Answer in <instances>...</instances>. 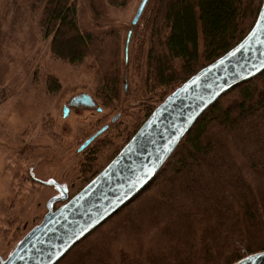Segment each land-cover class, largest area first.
<instances>
[{
    "label": "trees",
    "instance_id": "obj_1",
    "mask_svg": "<svg viewBox=\"0 0 264 264\" xmlns=\"http://www.w3.org/2000/svg\"><path fill=\"white\" fill-rule=\"evenodd\" d=\"M29 2L33 14L40 11L52 55L72 65L93 60L98 98L109 107L121 102L129 59L124 37L107 21L110 8L129 0H86L99 32L81 28L77 0ZM262 3L148 1L132 39L139 42L134 60L142 75L135 92L150 100L110 161L172 92L248 35ZM93 151L86 153L85 185L103 169L94 167ZM261 251L264 71L209 107L146 188L56 264H233Z\"/></svg>",
    "mask_w": 264,
    "mask_h": 264
},
{
    "label": "rangeland",
    "instance_id": "obj_2",
    "mask_svg": "<svg viewBox=\"0 0 264 264\" xmlns=\"http://www.w3.org/2000/svg\"><path fill=\"white\" fill-rule=\"evenodd\" d=\"M141 1L109 10L107 25L124 37L125 58L127 35ZM77 3L81 28L99 32L86 0ZM31 6L29 0H0V264L43 220L52 199L63 193L71 198L85 186L90 179L84 173L86 153L94 149L98 171L109 164L124 134L133 132V122L142 116L141 104L150 100L135 92L142 75L134 60L139 42L133 34L128 90L115 107L105 106L97 95L95 62L72 65L53 56L51 37L39 27L40 11L33 14ZM85 93L95 107L70 103ZM65 107L70 108L67 117ZM105 126L95 145L81 150Z\"/></svg>",
    "mask_w": 264,
    "mask_h": 264
},
{
    "label": "water",
    "instance_id": "obj_3",
    "mask_svg": "<svg viewBox=\"0 0 264 264\" xmlns=\"http://www.w3.org/2000/svg\"><path fill=\"white\" fill-rule=\"evenodd\" d=\"M148 1H141L133 18L126 40V60L134 27ZM263 71L264 0L248 35L159 104L119 153L79 192L71 198L63 193L52 199L43 220L18 242L1 264H56L78 241L146 188L209 107L230 89ZM71 103L89 108L96 105L86 93L75 96ZM69 113L70 108L65 107L64 117ZM105 130L107 127L100 129L81 150ZM60 201L63 204L54 209L53 205ZM233 264H264V251Z\"/></svg>",
    "mask_w": 264,
    "mask_h": 264
},
{
    "label": "flooded vegetation",
    "instance_id": "obj_4",
    "mask_svg": "<svg viewBox=\"0 0 264 264\" xmlns=\"http://www.w3.org/2000/svg\"><path fill=\"white\" fill-rule=\"evenodd\" d=\"M70 103H71V102H70ZM105 127H107V126H105ZM107 129H108V127H107ZM94 135H95V134H94ZM89 139H90V138H89ZM86 141H87V140H86ZM86 141H85V142H86ZM85 142H84V143H85ZM92 142H93V141H92ZM92 142H91V143H92ZM83 145H84V144H83ZM88 147H89V146H88ZM88 147H87V148H88ZM63 191H64V189H63Z\"/></svg>",
    "mask_w": 264,
    "mask_h": 264
},
{
    "label": "snow or ice",
    "instance_id": "obj_5",
    "mask_svg": "<svg viewBox=\"0 0 264 264\" xmlns=\"http://www.w3.org/2000/svg\"><path fill=\"white\" fill-rule=\"evenodd\" d=\"M248 259H251V257H248Z\"/></svg>",
    "mask_w": 264,
    "mask_h": 264
}]
</instances>
